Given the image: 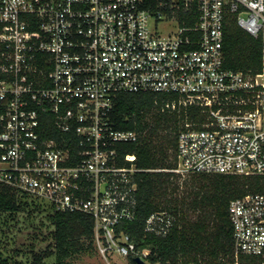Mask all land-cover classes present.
Instances as JSON below:
<instances>
[{"label":"built area","instance_id":"1","mask_svg":"<svg viewBox=\"0 0 264 264\" xmlns=\"http://www.w3.org/2000/svg\"><path fill=\"white\" fill-rule=\"evenodd\" d=\"M230 19L260 39V73L224 68ZM135 93L171 96L161 111L204 118L178 131L172 169L142 170L123 148L140 136L110 114ZM143 171L264 177V0H0V185L89 216L106 262L146 263L150 251L121 228L136 220ZM228 219L230 264H264V193L232 200ZM172 223L154 212L144 231L164 237Z\"/></svg>","mask_w":264,"mask_h":264},{"label":"trees","instance_id":"2","mask_svg":"<svg viewBox=\"0 0 264 264\" xmlns=\"http://www.w3.org/2000/svg\"><path fill=\"white\" fill-rule=\"evenodd\" d=\"M222 48L224 68L252 75L261 72L260 39L247 35L231 19L224 29ZM173 99L162 94L135 93L120 94L114 101L110 114L114 126L118 130L135 131L140 136L137 144L123 148L126 153L135 155V164L142 170L172 169L176 135L182 125L189 122L200 127L204 122L196 108L161 111L162 105ZM198 175V182L180 194L174 174L154 171L137 174L136 220L121 228L132 237L138 252L150 251L144 259L148 264H230L233 242L229 203L250 193H264V177ZM28 205L35 206L0 185V213L17 214ZM43 210L51 214L53 250L34 253L30 264H65L73 254L81 253L85 244L86 248L93 246V223L89 216ZM161 211L173 217L168 234L157 237L146 233L144 220ZM52 256L55 257L53 263L44 261ZM128 260L136 264L135 257ZM247 262L241 264H249ZM0 264H8L7 259L0 257Z\"/></svg>","mask_w":264,"mask_h":264},{"label":"rangeland","instance_id":"3","mask_svg":"<svg viewBox=\"0 0 264 264\" xmlns=\"http://www.w3.org/2000/svg\"><path fill=\"white\" fill-rule=\"evenodd\" d=\"M161 29L163 30L164 26H161ZM199 178V175L183 178L174 176L175 182L180 185V194L194 186ZM50 215L48 211L31 205L17 214L0 213V257L6 258L8 264H30L34 253L53 250L54 227L49 221ZM86 247L85 244L81 253H75L66 259L65 264H130L128 259L122 258L106 262L93 246ZM44 261L53 263L55 257Z\"/></svg>","mask_w":264,"mask_h":264},{"label":"water","instance_id":"4","mask_svg":"<svg viewBox=\"0 0 264 264\" xmlns=\"http://www.w3.org/2000/svg\"><path fill=\"white\" fill-rule=\"evenodd\" d=\"M134 261L136 264H146L140 257H136Z\"/></svg>","mask_w":264,"mask_h":264}]
</instances>
